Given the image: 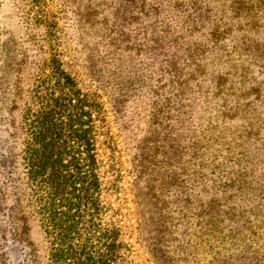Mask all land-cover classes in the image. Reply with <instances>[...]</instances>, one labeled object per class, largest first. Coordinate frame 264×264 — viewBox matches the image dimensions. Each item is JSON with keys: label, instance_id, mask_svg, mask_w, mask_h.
Segmentation results:
<instances>
[{"label": "trees", "instance_id": "16d2710c", "mask_svg": "<svg viewBox=\"0 0 264 264\" xmlns=\"http://www.w3.org/2000/svg\"><path fill=\"white\" fill-rule=\"evenodd\" d=\"M111 6V22L103 11L100 24L107 54L119 64L106 89L113 93L105 96L114 124L131 98L149 102L150 136L135 155L145 195L173 180L181 188L186 164L196 179L203 160L209 189L244 192L238 184L264 160V0H112ZM40 71L18 128L25 190L3 215L12 237L30 249L32 222L45 238L48 264H134L109 201L120 174L106 104L57 55ZM245 244L251 261H264V249Z\"/></svg>", "mask_w": 264, "mask_h": 264}, {"label": "rangeland", "instance_id": "374dc122", "mask_svg": "<svg viewBox=\"0 0 264 264\" xmlns=\"http://www.w3.org/2000/svg\"><path fill=\"white\" fill-rule=\"evenodd\" d=\"M111 5L112 0H0V264H48L47 244L37 224L30 223L27 241L31 246L24 249L13 239L12 226L3 215L11 213L25 190L19 160L21 113L40 69L53 54L66 71L77 76L83 89L102 97L109 111L120 174L117 192L109 201L118 214L131 262L264 264L249 259L254 252L248 253L245 244L264 249V237L253 233L264 234V160L257 163L253 175L244 178L245 184H238L248 188L238 194L208 188L210 167L205 160L201 168L195 166L202 179L198 174L193 180L194 167L184 166L187 177L183 176L181 188L173 180L174 186L169 181L164 191L154 188L145 195V176L136 181L135 155L141 141L150 136V106L145 97L131 98L114 124L105 95L113 93L106 89L119 62L110 60L100 24L103 11L111 22ZM250 169L246 167L248 174ZM240 233L249 240L242 243Z\"/></svg>", "mask_w": 264, "mask_h": 264}]
</instances>
